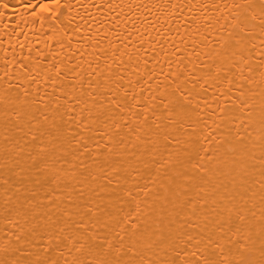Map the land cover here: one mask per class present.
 <instances>
[{
    "label": "bare ground",
    "instance_id": "6f19581e",
    "mask_svg": "<svg viewBox=\"0 0 264 264\" xmlns=\"http://www.w3.org/2000/svg\"><path fill=\"white\" fill-rule=\"evenodd\" d=\"M61 2L0 0V264H264L260 0Z\"/></svg>",
    "mask_w": 264,
    "mask_h": 264
},
{
    "label": "snow or ice",
    "instance_id": "6c2138e0",
    "mask_svg": "<svg viewBox=\"0 0 264 264\" xmlns=\"http://www.w3.org/2000/svg\"><path fill=\"white\" fill-rule=\"evenodd\" d=\"M24 6L30 10V13L33 15V18L35 19L37 15L57 16L59 10L63 7V4L61 0H36L35 3L29 0V3L25 4ZM260 7L262 10H264V0H260ZM262 252H264V250H262ZM191 255L196 257L197 261L199 260V257L196 255L195 252L192 253ZM183 264H194V262L191 260H185ZM206 264H214V262L207 261Z\"/></svg>",
    "mask_w": 264,
    "mask_h": 264
}]
</instances>
